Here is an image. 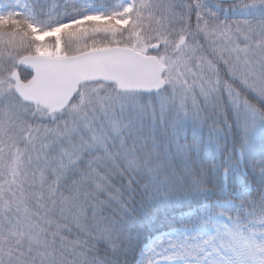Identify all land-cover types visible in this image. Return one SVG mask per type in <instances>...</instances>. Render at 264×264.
<instances>
[{"label": "snow or ice", "instance_id": "obj_1", "mask_svg": "<svg viewBox=\"0 0 264 264\" xmlns=\"http://www.w3.org/2000/svg\"><path fill=\"white\" fill-rule=\"evenodd\" d=\"M0 264H264V0L0 3Z\"/></svg>", "mask_w": 264, "mask_h": 264}, {"label": "rangeland", "instance_id": "obj_2", "mask_svg": "<svg viewBox=\"0 0 264 264\" xmlns=\"http://www.w3.org/2000/svg\"><path fill=\"white\" fill-rule=\"evenodd\" d=\"M9 2V0H2V1H0V3H8Z\"/></svg>", "mask_w": 264, "mask_h": 264}, {"label": "trees", "instance_id": "obj_3", "mask_svg": "<svg viewBox=\"0 0 264 264\" xmlns=\"http://www.w3.org/2000/svg\"><path fill=\"white\" fill-rule=\"evenodd\" d=\"M163 230V229H162Z\"/></svg>", "mask_w": 264, "mask_h": 264}]
</instances>
